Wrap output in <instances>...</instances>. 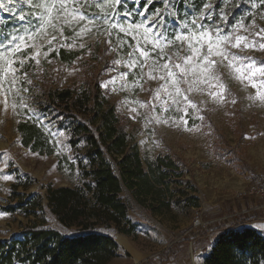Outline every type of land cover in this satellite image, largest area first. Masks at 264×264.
Segmentation results:
<instances>
[{"label": "rangeland", "instance_id": "obj_1", "mask_svg": "<svg viewBox=\"0 0 264 264\" xmlns=\"http://www.w3.org/2000/svg\"><path fill=\"white\" fill-rule=\"evenodd\" d=\"M0 2L11 9L5 11L0 8V42L7 43L11 35H24L26 29L32 30L36 21L31 14L37 9L29 7L26 0ZM94 2L89 0L90 4L94 5ZM174 2L175 8L170 11L178 12L177 16L166 11L161 0H152V3H148V0H125L114 19L126 26L129 21L139 23L143 20L145 17L140 16V12L151 16L160 10L166 17L165 35H169L173 29L179 30L185 12L190 18L193 11L198 13L202 10L204 3L213 5V20L220 23L221 10L224 12L230 0ZM80 3L83 4L84 0H80ZM253 4L259 5V0H248L233 23L228 22L227 18V22L220 26L229 32L238 22L243 23L236 35L247 37L249 42L255 40L256 46L245 48L244 42H241L239 48L228 47L237 56L252 57L256 61L255 67H260L264 64V49L259 44L264 40L255 33L264 28V19H261L264 7H253ZM84 11L94 14L99 10L92 6L85 7ZM125 11L132 15L125 17ZM21 13L26 14L24 20L19 19ZM253 16L256 27H249ZM78 30L79 26H65L62 35L53 33L57 39L51 45L45 43L40 49L39 64L28 59L23 68L19 63L14 65L19 70L16 85L19 94L15 89L11 93L0 92V238L21 236L23 226L34 220V217L3 209L11 201L15 183L21 184L18 191L24 193L46 192L48 184L55 187L82 184L79 168H71L66 159V156L69 160L77 157L68 144L67 131L57 125L58 119L46 111L44 104L49 88L80 83L84 75L93 71L99 74L102 85L107 84V87L103 86L105 94L116 105L124 127L132 136V143L138 147L144 166L148 168V162L155 161L158 155H169L184 171L181 179L169 184L166 201L172 200L171 206L159 211L153 212L144 207L133 191L125 188L123 196L131 202L129 216L136 227L130 236L116 234L121 255L108 264H203L214 243L213 233L217 229L246 223L260 228L264 233V209L256 211L253 208L261 204V198L248 193L252 185L260 184V173L264 169V101L256 96L257 91L264 92V83H261L264 77L256 73L251 83L247 79H237L236 76L247 74L244 68H241V73H236L227 60L221 62L220 57H213L217 60L213 73L218 79L213 80L211 85L202 84L185 93L196 107L192 108L182 96L177 97L180 101L178 105L172 104L173 97L161 89L164 81L159 79L160 73L149 75L147 65L143 72L139 66L129 67L127 54L132 49L127 45L117 47L118 30L112 31L111 46L107 43L108 36L101 34L104 32L103 26L99 27V32L97 28H92L91 33L83 37H75ZM119 35L135 46L130 36ZM81 44L85 47H80ZM60 48L78 50L80 53L71 63H67L51 55ZM185 48L186 45L181 47L176 44L166 48V52L173 55L179 51L180 56H184ZM33 51L31 47L27 48L19 54V59H24ZM136 57H139V53H136ZM247 63L250 61H244V64ZM235 66L240 67V63L236 62ZM25 73L31 84L24 79ZM122 73L127 75L122 76ZM220 84L223 88L218 87ZM181 87L186 88L187 85L182 84ZM169 90L172 91L171 88ZM165 102L171 105L167 110L161 107ZM158 118L160 122H157ZM22 120L36 122L45 129L54 147L52 152L33 151L23 145L18 131V123ZM165 120L167 123L163 122ZM79 152H84L83 146ZM4 175H11L13 179L5 181L2 178ZM22 182L31 184L25 187ZM180 189L186 194L182 195L178 191ZM180 195L183 205L174 203ZM189 196H197L199 206L187 207L185 200ZM142 199L148 207L154 202L151 196ZM197 219L208 224L194 226Z\"/></svg>", "mask_w": 264, "mask_h": 264}, {"label": "trees", "instance_id": "obj_2", "mask_svg": "<svg viewBox=\"0 0 264 264\" xmlns=\"http://www.w3.org/2000/svg\"><path fill=\"white\" fill-rule=\"evenodd\" d=\"M247 2L230 0L224 8L228 22H234ZM79 53L60 48L51 55L71 63ZM98 75L93 71L80 83L47 90L45 109L67 131L68 144L77 157L66 159L71 168H79L83 182L75 186L48 184L46 192L39 193L20 192L21 184L15 183L11 201L3 209L34 220L23 226L21 236L0 238V264H108L121 255L116 234L130 236L136 227L129 216L131 202L123 196L125 188L153 212L171 206L173 201H166L169 184L181 179L184 171L169 155H158L148 162V168L144 166ZM18 131L24 146L53 151L49 135L38 123L22 120ZM22 184L28 187L31 183ZM182 195L174 203L183 205ZM148 196L154 200L149 207L142 199ZM185 201L187 207L200 204L197 196ZM213 235L214 243L203 264H264L260 228L236 224L221 227Z\"/></svg>", "mask_w": 264, "mask_h": 264}, {"label": "snow or ice", "instance_id": "obj_3", "mask_svg": "<svg viewBox=\"0 0 264 264\" xmlns=\"http://www.w3.org/2000/svg\"><path fill=\"white\" fill-rule=\"evenodd\" d=\"M29 7L37 9L38 11L32 13L36 21L32 30H25L24 35H11L7 43L0 42V92L11 93L15 89L19 94V89L16 88L19 71L14 67L16 63L23 68L26 60L33 59L39 64L38 57L41 55L40 49L44 44L51 45L52 41L57 37L53 33L63 34L65 26L75 27L79 26V30L75 32V37H83L91 33L92 28L103 26L104 32L108 36L107 43L112 44V31L118 30L117 47L127 45L132 50L128 52V65L130 68L139 66L141 72L145 65L149 68V75L152 73H160L159 79L164 81L161 89L168 96L173 97L172 104H179L177 97H183L185 101L195 108L196 105L192 103L186 92L193 91L199 85H211L213 80L218 77L213 73V69L217 64V60L213 57H220L221 62L227 60L230 67L234 68L236 73H241V68H244L247 74L236 76L237 79H247L252 82L253 76L259 73L264 77V64L260 67H255L256 61L252 57H240L232 53L228 47L239 48L241 42H244V47H255L256 41H248L245 36L236 35L238 28L243 27L242 22H238L237 26L232 31L225 32L220 25L227 22V14L221 10L219 16L220 23H215L213 20V5L211 3H204L202 10L198 13L193 11L191 17L185 12L184 21L179 30L173 29L169 35H165V20L166 17L157 10L151 16H145L144 12L138 13L145 18L139 23L129 21L127 25L119 23L114 19L118 15V9L125 3V0H95L94 5L89 3V0H84L81 4L80 0H26ZM165 6L166 11L175 8L174 0H161ZM11 3V0H9ZM152 3V0H148ZM79 5V6H77ZM95 6L99 11L94 14H89L84 11L85 7ZM253 7H264V0H259V5L253 4ZM0 8L5 11H11L7 4L0 2ZM147 11V9H145ZM173 16H177L178 12H171ZM125 17H130L131 12L125 11ZM26 14L21 13L20 20H24ZM261 19H264V13H261ZM205 20L213 21L212 23H204ZM83 22V23H82ZM249 27H256L255 17L253 16L252 23ZM49 29L52 31L49 32ZM247 31V29H245ZM120 33L124 36H130L135 46L128 44L127 41L120 37ZM255 36L264 40V28H261L255 33ZM139 37V39L137 38ZM233 40L235 41L233 43ZM151 44L149 48L148 45ZM179 44L181 47L186 45L184 51L186 54L180 56L179 51L173 55H168L166 48ZM31 47L34 51L31 55L25 56L24 59H19V54L25 52L27 48ZM80 47H85L81 44ZM259 47L264 49V43H260ZM139 53V57H136ZM46 56L47 53H44ZM167 56V59H165ZM160 61H163L161 63ZM180 61V62H177ZM244 61L250 63L244 64ZM236 62L240 63V67H236ZM120 63L119 60L116 61ZM122 76L127 73H122ZM191 76V79L189 77ZM155 79L156 77L153 76ZM24 79L27 80V73L24 74ZM31 84L30 80H27ZM264 83V81H261ZM187 85L182 88L181 85ZM7 85V87H5ZM107 87V84L102 85ZM255 87V84H253ZM218 87L223 88L220 84ZM172 89L170 91L169 89ZM27 91V89H24ZM160 89L157 90L159 96ZM216 95L215 93H212ZM223 98V93L220 94ZM256 96L264 101V92L257 91ZM234 102V101H233ZM5 106H7V99H5ZM16 105L13 104V108ZM155 107V105H153ZM163 110H167L171 105L166 102L161 105ZM179 111V108L177 109ZM183 120V117H181ZM157 122H160L159 118ZM167 123V121H163ZM187 123V121H184ZM5 181L12 180L11 175H4L2 177Z\"/></svg>", "mask_w": 264, "mask_h": 264}, {"label": "built area", "instance_id": "obj_4", "mask_svg": "<svg viewBox=\"0 0 264 264\" xmlns=\"http://www.w3.org/2000/svg\"><path fill=\"white\" fill-rule=\"evenodd\" d=\"M259 181L260 184L259 185H252L250 187V190H248L249 194H256L257 196H259L261 198V204L260 205H255L253 206V208L257 211L260 209H264V169L262 170V172L260 173V177H259ZM252 208V210H253ZM208 224L207 222L202 221L201 219H197L194 223V226H204Z\"/></svg>", "mask_w": 264, "mask_h": 264}, {"label": "water", "instance_id": "obj_5", "mask_svg": "<svg viewBox=\"0 0 264 264\" xmlns=\"http://www.w3.org/2000/svg\"><path fill=\"white\" fill-rule=\"evenodd\" d=\"M118 242V241H117ZM119 243V242H118Z\"/></svg>", "mask_w": 264, "mask_h": 264}]
</instances>
